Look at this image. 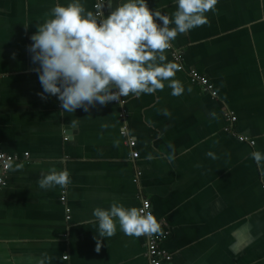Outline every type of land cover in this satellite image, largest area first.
<instances>
[{"label": "crops", "instance_id": "crops-1", "mask_svg": "<svg viewBox=\"0 0 264 264\" xmlns=\"http://www.w3.org/2000/svg\"><path fill=\"white\" fill-rule=\"evenodd\" d=\"M95 1L80 0L93 12ZM69 2L0 0V149L19 156L0 192V264H38L44 253L46 264H63L64 254L69 264H147L145 235L127 236L117 225L114 236L100 238L92 215L114 201L138 207L144 198L169 231L161 246L171 260L161 264H264V172L250 156L264 153V0H218L209 23L171 42L215 97L185 69L175 77L181 96L165 81L154 94L121 97L122 106L61 114L56 96L37 95L43 89L30 69L38 65L27 48L37 23ZM146 3L169 16L176 8L175 0ZM102 6L105 15L112 10L108 0ZM52 167L70 173L66 188L38 186Z\"/></svg>", "mask_w": 264, "mask_h": 264}, {"label": "clouds", "instance_id": "clouds-1", "mask_svg": "<svg viewBox=\"0 0 264 264\" xmlns=\"http://www.w3.org/2000/svg\"><path fill=\"white\" fill-rule=\"evenodd\" d=\"M217 2L175 0L171 16L150 9L146 0H119L115 7L108 0L112 10L107 15L102 5H97L98 10L93 12L80 0H70L67 5L57 3L43 22L37 23L27 48L32 64L38 65L30 69L38 74L43 89L37 95L41 99L47 98L45 93L56 96L61 114L73 113L78 108L88 111L96 104L120 102L121 97L129 95H151L162 91L165 81L173 96H181L185 89L175 78L181 66L167 60L166 50L178 34L209 23L206 13L214 12ZM163 114L170 115L166 110ZM206 155L217 158L211 151ZM250 156L264 172V153L254 150ZM70 183L67 169L55 167L37 180L45 190L55 186L66 188ZM92 215L100 238L114 236L117 225L127 236H151L162 231L151 212L115 201L107 209L95 207ZM95 239V251L99 252L101 239ZM49 259L44 253L38 264H46Z\"/></svg>", "mask_w": 264, "mask_h": 264}, {"label": "built area", "instance_id": "built-area-1", "mask_svg": "<svg viewBox=\"0 0 264 264\" xmlns=\"http://www.w3.org/2000/svg\"><path fill=\"white\" fill-rule=\"evenodd\" d=\"M102 4H103V0H96L93 3L94 12L98 10L97 5H102ZM168 50L171 54V57L174 63H178L181 66L180 71L185 70L186 68L184 67L182 63L180 51L178 49H175L172 45L170 46ZM186 73L192 83L201 87L204 91L209 92L212 97L216 96V92L214 91L212 84L210 83L209 79L204 74L200 73L198 70H196L195 68H191V67L186 69ZM117 103H119L122 106V104L124 103V100L121 98V101ZM224 115L231 122H234L236 120L235 115L228 109H225ZM120 116L121 117L124 116V111L120 113ZM224 129L228 130V127H225ZM120 132L122 135H125L126 134L125 127H123ZM237 138L240 141H246V142H249L250 144L254 143L252 139H249L244 136L238 135ZM127 142L130 147H133L135 145V141L131 138H129ZM24 156H27V153H24L23 157ZM132 157H137V152L133 151ZM18 159H19V156H17L16 154L7 153L0 149V192L2 188L6 185L10 165ZM61 198L64 199V196H62ZM138 208L146 209L147 211L152 213L151 203L148 199H145V198L142 199L141 204L138 206ZM66 211L68 212V209H66ZM66 218H69V216L67 215ZM159 223L161 224V227H162L163 226L162 222H159ZM168 233H169L168 229L164 228L159 234H153L151 236L145 235L146 236L145 245H146L147 264H161L163 261L168 262L171 260V254H169L161 246V243L165 240ZM65 256H67V258H65ZM62 261H63V264H69L67 254H64L62 256Z\"/></svg>", "mask_w": 264, "mask_h": 264}, {"label": "rangeland", "instance_id": "rangeland-1", "mask_svg": "<svg viewBox=\"0 0 264 264\" xmlns=\"http://www.w3.org/2000/svg\"><path fill=\"white\" fill-rule=\"evenodd\" d=\"M171 55V54H170Z\"/></svg>", "mask_w": 264, "mask_h": 264}]
</instances>
